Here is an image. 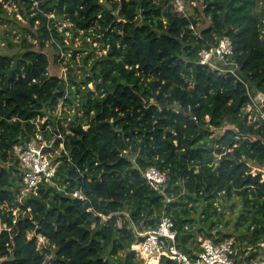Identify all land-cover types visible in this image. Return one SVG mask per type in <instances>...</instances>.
<instances>
[{
    "label": "trees",
    "instance_id": "trees-1",
    "mask_svg": "<svg viewBox=\"0 0 264 264\" xmlns=\"http://www.w3.org/2000/svg\"><path fill=\"white\" fill-rule=\"evenodd\" d=\"M200 13L209 23L198 32ZM18 15L27 23L19 49L0 53V264H144L133 244L164 214L194 255L199 237L231 238L213 234V217L219 198L235 196L243 217L253 215L233 257L254 264L264 242V104L247 108L264 96V0L190 2L185 13L171 0H0L1 23L18 27ZM66 32L83 36L81 60L51 73L45 49L62 63ZM223 37L232 53L202 63ZM38 117L43 127L59 120L68 155L54 183L22 195L15 148L37 135ZM150 167L166 173L164 193L144 177ZM77 189L90 201L73 197Z\"/></svg>",
    "mask_w": 264,
    "mask_h": 264
},
{
    "label": "built area",
    "instance_id": "built-area-1",
    "mask_svg": "<svg viewBox=\"0 0 264 264\" xmlns=\"http://www.w3.org/2000/svg\"><path fill=\"white\" fill-rule=\"evenodd\" d=\"M171 1L178 13L186 12L187 0ZM229 53H232V41L229 37H223L218 47L201 51V62L210 63L214 54L223 57ZM56 113L59 119L63 115L61 109ZM54 120L55 124L49 123L43 127L42 124L46 123L47 117L35 119L34 123L39 128L37 135L31 141L21 143L15 148L22 174V195L35 191L44 181L54 183L59 159L63 154L68 155L65 147L66 135L58 125L59 120ZM61 122L66 125L63 120ZM46 134H49L50 138ZM57 139L61 140L59 147L54 146ZM144 177L153 188L164 193L163 189L167 182L165 172L156 167H150L144 172ZM72 196L84 202L90 201L81 189L75 190ZM89 210H93V207H90ZM138 234L143 236V239L134 243L133 249L145 260V264L152 262L160 264L162 257L169 258L177 264H236L233 257L236 253L233 239H226L220 243H214L210 239H201L200 251L195 252L194 255L183 251L177 242L178 230L175 228L172 218L167 214L162 215L157 227L138 232ZM254 264H264V260L256 261Z\"/></svg>",
    "mask_w": 264,
    "mask_h": 264
},
{
    "label": "rangeland",
    "instance_id": "rangeland-1",
    "mask_svg": "<svg viewBox=\"0 0 264 264\" xmlns=\"http://www.w3.org/2000/svg\"><path fill=\"white\" fill-rule=\"evenodd\" d=\"M203 1L204 0H187V3L190 4V2H192L193 4H197L198 7H200L202 9L203 6ZM5 7H7L10 11V13H12L14 10H18V8L16 7L15 4H13V2H6L5 3ZM191 7V5H190ZM190 12H194L193 9H191ZM20 18H22L20 15H18ZM197 17L199 18V24H198V32L200 31L201 28L205 27L206 25H208L209 23V18H207L203 13L197 14ZM27 25L26 21L22 18L21 19V23H19L18 27H15L12 23H1L0 22V53H15L18 51L19 47H17L16 44H18L21 41L22 38V28ZM62 25V29H63ZM62 29H60V31H62ZM66 44H67V48L68 51H61V57L63 58V62H59V64H54L55 62V52H57V50L52 47L51 43L48 44V47L45 49L47 51V53L50 56V65H49V70L51 73L55 72L58 74H63V70H65L64 66L65 63L67 61H72V60H77L79 62V60H81V56H82V52L77 51L75 57H74V51L76 49H81L83 44H84V40H83V36L81 34L78 35H74L71 32H66ZM30 41L35 42V40L30 39ZM222 58L216 59L214 61V63H216L217 61H219ZM224 60V59H223ZM53 62V63H52ZM53 64L55 65V67L53 66ZM56 69V70H55ZM55 70V71H54ZM92 88H94L93 85H91ZM256 97V98H255ZM259 97V99L257 100V98ZM255 98V103L257 104L256 106H249L247 108V111H251V112H259L261 111V108L263 107L264 104V96H261L260 94H258L257 96H254ZM56 113V112H55ZM263 113V112H262ZM264 115V114H263ZM224 129H218L215 130V135H219L222 134L224 132ZM264 172V167L261 169ZM217 204V215H214V219L217 220V225L215 227V229H213V234H217L218 232H222L225 234H230L231 238L233 240L237 241L238 244V249H240V242L237 239L238 236H243L244 234H250L252 231V227L249 230L248 226L250 225V223H252V218L251 215L253 214H249L248 218H244L243 217V212L245 213V211H243V207H242V202L241 200L235 196L233 199L231 200H225L224 198H219V201L216 203ZM232 206H235L234 208H232ZM204 207V203L203 202H199L197 204V208L198 211L196 213H194V217L196 218V220L198 221L196 223V226L199 227L201 225V222H199V220L201 221V219L204 217V215L202 214V210ZM16 213V212H14ZM1 223H0V228H1ZM201 239H204L203 237H199V241H201ZM39 243L43 244L45 243V240L43 237H39ZM201 245V243H200ZM248 245L246 242L245 244H242V246ZM261 248H257L258 250H260L261 254H259L256 259H254V261H261L264 260V242H262L260 244ZM250 250L248 251V253L252 250H257L255 249L254 246H249L248 247ZM247 253V254H248ZM145 264V263H144ZM152 264V263H151Z\"/></svg>",
    "mask_w": 264,
    "mask_h": 264
},
{
    "label": "water",
    "instance_id": "water-1",
    "mask_svg": "<svg viewBox=\"0 0 264 264\" xmlns=\"http://www.w3.org/2000/svg\"><path fill=\"white\" fill-rule=\"evenodd\" d=\"M261 96H263V94H261ZM259 99V97L257 98V100ZM251 162V160H249V163ZM257 172H259L260 171V169H257L256 170Z\"/></svg>",
    "mask_w": 264,
    "mask_h": 264
},
{
    "label": "bare ground",
    "instance_id": "bare-ground-1",
    "mask_svg": "<svg viewBox=\"0 0 264 264\" xmlns=\"http://www.w3.org/2000/svg\"><path fill=\"white\" fill-rule=\"evenodd\" d=\"M152 264H155V262H152Z\"/></svg>",
    "mask_w": 264,
    "mask_h": 264
}]
</instances>
